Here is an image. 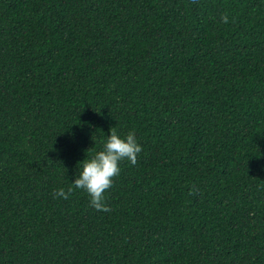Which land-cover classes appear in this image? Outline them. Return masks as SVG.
Masks as SVG:
<instances>
[{
    "label": "trees",
    "instance_id": "trees-1",
    "mask_svg": "<svg viewBox=\"0 0 264 264\" xmlns=\"http://www.w3.org/2000/svg\"><path fill=\"white\" fill-rule=\"evenodd\" d=\"M0 264H264V0H0Z\"/></svg>",
    "mask_w": 264,
    "mask_h": 264
},
{
    "label": "clouds",
    "instance_id": "clouds-1",
    "mask_svg": "<svg viewBox=\"0 0 264 264\" xmlns=\"http://www.w3.org/2000/svg\"><path fill=\"white\" fill-rule=\"evenodd\" d=\"M221 19L228 22L226 15ZM142 149L134 130L122 135L111 128L102 148L79 163L78 174L71 186L67 190L63 187L57 189L54 196L66 200L74 189H81L90 197V203L96 210L108 211L105 194L112 187L114 177L119 175L121 163L127 160L135 164Z\"/></svg>",
    "mask_w": 264,
    "mask_h": 264
}]
</instances>
